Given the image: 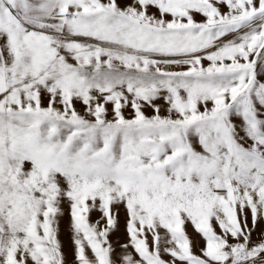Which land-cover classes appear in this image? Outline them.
<instances>
[{
  "label": "snow or ice",
  "instance_id": "snow-or-ice-1",
  "mask_svg": "<svg viewBox=\"0 0 264 264\" xmlns=\"http://www.w3.org/2000/svg\"><path fill=\"white\" fill-rule=\"evenodd\" d=\"M0 264H264V0H0Z\"/></svg>",
  "mask_w": 264,
  "mask_h": 264
},
{
  "label": "rangeland",
  "instance_id": "rangeland-1",
  "mask_svg": "<svg viewBox=\"0 0 264 264\" xmlns=\"http://www.w3.org/2000/svg\"><path fill=\"white\" fill-rule=\"evenodd\" d=\"M77 108H78V110L80 109V105H79V104H77ZM129 111H130V109H126V110H125V115H126V116L128 115ZM147 111H148V110L146 109V112H147ZM123 216H124V214H123V211L121 210V212H120V217H121V225H122V226H123ZM95 218H96V217H93V219H95ZM67 221H68V215H67V212H66V214H65V216H64V218H63L62 224H63V225H66V224H67ZM257 234H258V233H257ZM257 234H254V238L256 237ZM60 239H61L62 242L64 243V245H65V249H67V246H68V243H69V236H68L67 231H62V232H61ZM194 252H195L196 254H199V249H198V248H194Z\"/></svg>",
  "mask_w": 264,
  "mask_h": 264
}]
</instances>
